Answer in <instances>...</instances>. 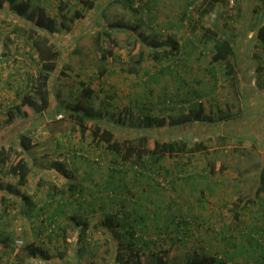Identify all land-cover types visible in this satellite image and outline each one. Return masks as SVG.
<instances>
[{
    "label": "trees",
    "instance_id": "trees-1",
    "mask_svg": "<svg viewBox=\"0 0 264 264\" xmlns=\"http://www.w3.org/2000/svg\"><path fill=\"white\" fill-rule=\"evenodd\" d=\"M97 1L80 0V6L72 9L68 1L60 0L58 16H55L36 0H0V15L6 13L7 17L23 25L30 49L37 54L38 64L37 73L29 77L28 89L20 93L21 101L7 107L5 117L0 110V196L5 198V212H11L15 206L23 217L31 221L41 220L40 232H45L52 239L56 217L65 210L66 205L75 200L82 204L81 199H86L87 193L95 191L89 194L94 202H100L97 209L100 218L95 223V232L105 234L112 245L108 256L93 260L92 264H238L228 247L234 244L235 227L242 224V214L235 209L242 207L244 199L226 205L230 207L229 219L226 218L229 210L226 214L219 212L215 216L212 212L203 216L199 211H203L201 206L205 197L197 196V192L213 191L218 183L217 173L230 169L232 165L210 163L211 166L197 170V165L191 163L190 158L186 161L181 158L184 154L199 157L207 154L211 149L209 141L225 137L222 132L217 133V126L225 121L236 124L246 122L249 125L244 130L230 128L236 133L238 146L243 145L244 142L240 140L245 133H251L250 138L259 144L253 132L264 133L261 130L264 128V114L261 115L258 108H253V101L258 99L264 108V56L259 61H252L259 54L264 55V0H236L235 13L226 16L221 28L216 24L221 21L218 14L226 5V0H191L179 21L169 22L166 28L172 31L161 40L156 35H146L140 24L130 26L122 21H113L106 27L102 26L103 23L98 24L101 26L96 30V64L101 74L105 73L108 60L115 61L114 50L119 44L115 32L135 29L137 34L134 46L137 54L129 68L132 75H139L143 63L149 59L164 61L156 70L157 76L166 65L173 68L181 61H187L192 53L186 52L185 36L177 33L180 28L188 27L189 33L192 32L188 40L192 50L210 48L208 71L213 77L214 87L199 80L200 84L190 87L186 76L179 75L180 82L171 94L173 99H166L163 104V111L167 109L168 113L153 112L149 102L137 98L140 105L137 119L129 117L133 113L132 106L116 111L117 115L107 110L97 113L92 105L96 91L85 81H82V94H79L75 104H62L59 93L53 97V77L63 54L60 36L72 32L81 20L89 16ZM119 1L113 0L111 3ZM124 1L126 7L140 14L144 22L155 23L153 8L157 0ZM232 23L238 24L236 32L227 30ZM155 24L156 27L160 26L159 23ZM15 30H19V27H15ZM248 33L252 34L250 38H247ZM148 37L151 39L148 40ZM258 49L262 50L261 53ZM221 65L224 66V80L235 89L237 110L229 103L226 109L218 107L216 111L207 108L206 100L210 97L208 105H217L215 86L220 81L218 67ZM60 74L66 75L64 69ZM167 102H172L174 106H167ZM47 114L52 118L58 114L62 118H69L72 132L79 131L85 140L90 139L94 147L105 148L104 158L99 154L95 158L89 149L74 148L68 149L63 159L53 157L49 166L42 168L40 163L39 167L38 158L30 155L36 143L29 133L32 126ZM240 151L248 155L252 152L247 148ZM257 155L260 160L255 162V197L264 191V151ZM167 157L176 158L177 170L172 171L163 163ZM235 158L240 160L241 156ZM78 162L96 164L92 173H99L101 179H94L89 188L76 182H63V178L71 180L74 177ZM70 164L73 167H68ZM101 166L104 168L99 170ZM52 168L58 171L59 176L53 177ZM86 173V177H90L91 171ZM181 173L185 183L184 186L181 184L180 190L188 186L190 194L179 192L171 195L173 189L179 190L180 184L176 180ZM31 174H35L38 189H46L44 196L37 198V192L30 193L21 188L28 184ZM6 177L15 178L16 182L7 181ZM255 197L246 199L247 203L257 201ZM53 203L56 206L49 213L48 207ZM81 213L77 209L71 214L70 219L75 226L70 228L69 233L68 226L62 227L66 242L70 234L75 233L76 226H81L78 238L82 243L92 235L87 209ZM209 222L221 225L219 233L226 241L225 248L218 252L200 246L198 254L190 243L197 230L212 232L215 227ZM6 238L9 240L10 235ZM88 243L95 244L94 241ZM188 247L194 250L185 251L190 252V256L179 261L182 263L173 262V250ZM25 248L36 264H80L75 254L74 257L65 256L66 249L60 251L62 259L55 261V255L44 243L32 241ZM85 248L82 244L77 251L83 254Z\"/></svg>",
    "mask_w": 264,
    "mask_h": 264
},
{
    "label": "rangeland",
    "instance_id": "rangeland-1",
    "mask_svg": "<svg viewBox=\"0 0 264 264\" xmlns=\"http://www.w3.org/2000/svg\"><path fill=\"white\" fill-rule=\"evenodd\" d=\"M36 1L44 5L51 15L58 16V5L60 0ZM64 1H68L72 9L80 6V0ZM112 1L113 0H98L95 7L90 11L89 16L81 20L72 32L60 36L61 40L59 39V43L61 45H59L60 48L63 49V54L60 58V66L53 77V97L55 93H59V99L62 101V104H64V102L68 105L75 104L79 94H82L80 93L83 88L82 81H85L96 91L92 98V105L96 108L97 113L100 114L101 111L107 110L117 115L116 111L120 112L128 106H132L133 113L132 116L129 117L131 119H137V115H139L138 113L140 112V105L137 103V98L149 102V106L153 112L168 113L167 109L163 111V104L166 99L168 101L173 99L171 98V94L174 93V90L180 82L178 78L179 75L186 76V79H188V82L192 85H189L190 87L200 84L199 81L202 83L208 82V84L210 83L211 85L214 83L213 77L208 71V67H210L209 61L211 59L210 48L208 49L205 47L203 48L204 50H201L202 47H200L199 49L192 50L190 47L191 44L188 42L192 32L189 33L188 27L178 29L177 33L185 36L183 37V42L185 47H187L186 52L189 51L192 53L188 55L189 59H187V61H181L173 68L164 65L165 67L159 72L158 76L156 75V70L157 68H160V65L162 66V64H164L163 60H160V62L155 59L146 60L141 67L139 75H132L129 72V68L134 64V56L137 54L136 50H134L137 34L135 29L125 30L123 33L115 32V36L119 42L117 48L114 50L115 61L108 60L105 64V73L101 74L99 67L97 66L98 64H96V30L100 29L101 26H98V24L103 23L102 26L104 27L113 21L129 23L130 26L140 24L141 30H143L146 35L153 34L161 40L172 31L166 28L169 22L179 21L180 16L188 6V2L191 0H157L153 11L156 14L155 23H159V27H156L155 23L144 22L141 19L140 14L133 13L126 7L124 0L111 3ZM137 1L139 2L140 0ZM235 1L236 0L224 1L226 5L223 7L221 13L218 14L221 21L216 24V27L221 28L226 16L231 12L235 13ZM17 26L19 27V30H15V27ZM22 26L23 25L20 23L7 17L6 13L0 15V110L2 111L3 117H5L4 111L7 107L21 101L20 93L28 89L29 77L36 74L38 70V64L36 61L37 54L33 53L30 49L25 36L26 33ZM236 27L238 28V24L232 23V25L227 26V30L229 32H236ZM251 36L252 34L248 33L247 38H250ZM150 39L151 37H148V40ZM77 50H80L81 52L79 53ZM254 50H256V48H254ZM257 51L261 53L262 50L258 49ZM263 56V54H259L257 59L252 57V63L259 61ZM262 59H264V57ZM223 68L224 66L222 65L218 67L220 81L217 83V86H215L217 91V105H208L211 101L210 97L206 100L208 102L207 108L210 109L211 107L216 111L218 110V107L226 109L229 107L227 104L229 103L234 110H237L238 106H236V97L234 95L235 89L230 83L224 80L222 73ZM61 69H64L66 72L65 76H61ZM211 85L210 87H214V85ZM181 90L184 91L183 89ZM159 102L160 104H158ZM253 103H255L253 108H258V112H260L259 109H261V102L258 99H254ZM165 104L167 106H174L172 102H167ZM52 106L55 108L54 103H52ZM231 127L244 130L246 127V129H248L249 125L246 124V122L245 124H236L235 122L227 123L226 121L221 122L217 126V133L222 132V135H225V137L209 141L211 149L207 154L200 157L198 155L189 156L184 154L181 160L186 161L190 158L191 163L197 165L198 170L206 165L211 166L210 163H214L217 166L222 163L233 165L231 161L236 160L235 157L238 155L239 157L241 156L239 159H242V161L250 159L251 162H253L255 159H259V156L257 155L259 152L257 149H254L256 145L255 141L250 138L252 134L245 133V136L242 135L240 141H243L244 143L242 146H238V139L235 137L236 133L234 134L230 129ZM70 128L71 120L69 118H62L60 114H58L56 118H52L47 114L38 124L32 126L29 136L32 137L36 145L30 150V155L38 158L39 167H41L40 165L43 166L42 168L49 166L53 157L63 159L65 156L64 153H66L68 149L74 148H86L92 151L95 158L98 154L104 158L106 154L104 152V147H94L93 143L89 141L90 139L85 140L79 131L72 132ZM246 142L249 143L246 144ZM237 147L240 149L247 148L249 151L252 150V155L249 156L246 153L242 154ZM175 160L176 158L167 157L164 159L163 163L172 171H175L178 168V162H174ZM76 166L78 170L75 171L74 177L71 180L63 178V182H76L89 188L93 185L92 182L94 179H101L99 173H92L94 166L97 167L96 164L93 165L87 162H78L76 163ZM68 167L73 166L70 164ZM103 168L104 166H101L99 170ZM230 168L234 167L230 166ZM53 171V177H56L57 175L59 176L58 171H55V169ZM87 171H91L90 177H86ZM227 173H229L228 169L217 173L216 177H219L220 175L225 176ZM182 175L183 173H181L176 180L177 184H180V186H178L179 190L173 189L172 192H170L171 195H176L179 192L187 194L190 190L187 186H185L183 190H180L182 188L181 184L184 186L185 183L181 178ZM6 180L16 182V179L12 177H6ZM227 184L228 183L225 182V185H220L222 188L221 193H225L226 195L223 196L224 199L232 193ZM21 188L30 193L37 192V198L44 196L46 192V189H38L35 174H31L28 184ZM216 190H218V186H216L213 191L206 190L204 192H197V194H199L197 196L205 197L203 200L206 201V204L210 205L213 202L211 198L216 194ZM94 193L95 191L87 193L86 199H81L83 201L82 204H79L78 200H75L73 203H68L66 205L65 210L56 217V222L54 224L56 230L53 232L54 235L52 239H49L45 232H40L42 224L41 220L37 219L31 221L23 217L18 213V208L15 206L11 212L10 210L5 212L7 210L5 198L0 196V264H36L31 260L28 251L25 248V245L32 241H35L36 243H44L45 246L55 255V261H60V259H62L60 251L64 249H66L65 256L74 257L75 254L80 264H92L93 260L108 256L111 252L112 243L108 240L105 234L95 232V223H97L100 218L99 211L97 210L100 202H94L93 196L91 197L89 195ZM188 194L190 193L188 192ZM191 196L192 194L190 197ZM105 198L103 199L105 200ZM228 203L229 201L224 203V206ZM55 206L56 203L51 204L48 207V212L50 213ZM77 209H79L80 213L83 209H87L88 216L90 217L89 230L92 235L88 236V239L85 238L82 243L78 238V232L80 231L81 226H76L75 233L70 234L66 242L63 239L64 235L62 233V227L68 226V233L71 231L70 228L75 226V224L71 221L70 216ZM226 218H228L227 214ZM8 235H10L9 240L6 238ZM89 241H94L95 244L90 245L88 243ZM82 244L86 247L83 254L77 251L78 247ZM195 245L196 243L192 244L193 247H195ZM177 250L174 249L173 252L176 251L175 254L179 255L177 258L180 261V252H184L186 249L179 248ZM185 258L186 257L183 256L182 261H184Z\"/></svg>",
    "mask_w": 264,
    "mask_h": 264
},
{
    "label": "crops",
    "instance_id": "crops-1",
    "mask_svg": "<svg viewBox=\"0 0 264 264\" xmlns=\"http://www.w3.org/2000/svg\"><path fill=\"white\" fill-rule=\"evenodd\" d=\"M259 111L261 115L264 114V108L262 105ZM261 130L264 131V128H261ZM261 134H253L255 135L253 137L258 138L259 140V144H256L254 147V149L258 150V152L264 151V133L262 136ZM250 155H252V152ZM259 160L260 158L255 159L253 162H251L250 159L243 161L242 159H236L231 161L234 168L228 169L229 173H227V175H220L217 177L218 190H216V194L213 196V198H211L213 201L212 204H206V201L203 200V207L201 206L203 211H199L203 213V216L206 217L212 212L216 216L219 214V212L224 214L229 210V215L227 217H230L229 219H231L230 207L224 206V203H227L228 201L237 202V200L240 198L244 199L243 202H241L242 207L239 206L236 209L234 208L235 210L241 212V218L243 221L241 225L235 227L234 238L232 240L234 241V244L228 247L229 252L234 256V260L238 264H264V191L255 197L257 179V169L255 167V162L258 163ZM225 182L228 183L227 186L230 187V191L232 193H230V195L224 199L223 196L226 195L225 193H221L222 188L220 185H225ZM188 192L190 193V191ZM253 196L256 198V200H258L254 203L248 204L246 199H251ZM208 224L215 227L213 228L212 232L204 233V231L199 232L197 230L195 232L194 239L190 243H196L194 250L197 249L198 254L200 249H203L204 247L206 250H218V252H221L222 249L225 248L226 241L222 240L223 237H221V234L219 233L221 230V225L217 224L216 226L214 222H209ZM186 250L190 251L193 249L192 247H188ZM193 251H191V254ZM175 252H172L171 256L175 257L173 262L177 263L179 262V259L177 258L179 255L175 254ZM180 256V261H182V257L185 256L188 258L190 256V252H180ZM186 258L184 260H186Z\"/></svg>",
    "mask_w": 264,
    "mask_h": 264
},
{
    "label": "built area",
    "instance_id": "built-area-1",
    "mask_svg": "<svg viewBox=\"0 0 264 264\" xmlns=\"http://www.w3.org/2000/svg\"><path fill=\"white\" fill-rule=\"evenodd\" d=\"M229 264H233V263L230 262Z\"/></svg>",
    "mask_w": 264,
    "mask_h": 264
}]
</instances>
